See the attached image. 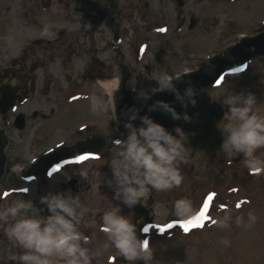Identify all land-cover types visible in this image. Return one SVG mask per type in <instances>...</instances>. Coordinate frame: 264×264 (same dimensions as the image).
<instances>
[{
    "label": "rangeland",
    "instance_id": "374dc122",
    "mask_svg": "<svg viewBox=\"0 0 264 264\" xmlns=\"http://www.w3.org/2000/svg\"><path fill=\"white\" fill-rule=\"evenodd\" d=\"M32 1L40 4L38 8L35 5V11L29 8L34 6ZM117 1L118 8L126 10V18L122 22L124 35L119 40L120 43L114 45L130 53L135 67L140 71L145 60L155 64L153 53L159 48L164 50L160 54L162 59L159 58L161 60L157 63L160 73L189 71L211 54L221 52L240 35L253 34L264 24V0H185L182 7H178L175 0H131V6L126 0ZM58 3L64 5L65 1L0 0V37H5L2 45L8 47L9 51L17 52L22 47L23 39L42 36L43 26L46 27L45 35H50V32L55 31V23L60 18L57 15L58 6L60 7ZM162 7L164 9L161 10ZM190 15L195 16L196 23L188 22ZM34 20L36 24H33ZM189 24H192L191 30L187 28ZM62 25L66 29L72 26L70 23ZM167 26L171 28V35L164 38L161 34L166 31L158 28ZM110 37L105 35L103 39H98L95 34L91 53L95 51L99 62L106 63L108 55L112 54H109ZM6 57V50L0 47V66L4 64L1 62ZM88 59V56L80 55L73 62L75 68H82ZM99 82L95 87H100L102 93L103 83ZM239 90L254 92L257 97L254 107L264 113L263 57L250 59L241 68L228 72L208 93L220 101L226 92ZM46 102L48 103V99L40 97L24 107L40 109L39 106ZM39 122V117L30 120L24 131L19 134L14 132L12 136L8 151L10 160L7 178L14 177V181L6 189L3 187L8 183L0 181V207L8 206L18 198H31L36 202V192L39 191L37 183L17 179V171L13 169L27 166L61 140L83 133L55 132L52 142L42 144L38 140L41 136ZM224 123L226 121L222 119L218 128L223 130ZM34 125H37L36 128ZM110 134L115 135V132ZM184 147L186 162L180 166L184 178L178 188L164 192L153 190V202L144 201L142 205L133 207L135 209L120 205L121 213L128 216L134 224L140 221L144 208H148L149 215L145 223L153 228L143 230L142 239L150 242L148 246L153 251L151 264H264V172L257 174L246 168L240 154L229 156L220 149L216 157L210 160L188 145ZM112 149L113 145L110 146V153ZM256 155L264 160V148L257 149ZM108 175V168L104 173L96 171L89 194L85 198L79 195L82 204L89 210L85 217L87 227L82 226V230L90 236V246L98 251L92 264H141L119 256L101 230L102 214L118 203L112 199L111 189L104 182ZM22 194L27 196L21 197ZM182 197L191 200L193 214L202 213L204 218L202 225L194 226L187 235L179 228H182L188 217L178 219L173 213L174 201ZM207 201L208 209L204 211L202 206ZM225 211L230 216L228 227H209L210 218L222 217ZM249 211L256 219L245 227ZM238 215L242 217L239 225L235 223ZM170 224L174 227H170ZM3 231L5 232L0 228V264H18L14 257L19 254V250L11 246ZM225 239L229 241L227 246L222 242ZM106 243L107 248L104 247Z\"/></svg>",
    "mask_w": 264,
    "mask_h": 264
},
{
    "label": "clouds",
    "instance_id": "9594fccd",
    "mask_svg": "<svg viewBox=\"0 0 264 264\" xmlns=\"http://www.w3.org/2000/svg\"><path fill=\"white\" fill-rule=\"evenodd\" d=\"M118 88L119 82L114 81L107 99L95 93L83 95L93 113L104 114L109 122L124 129L123 138L112 141L111 159L107 162L110 175L104 181L111 189L112 199L118 203L102 214L101 230L119 256L127 261L151 264L152 249L146 240L139 238L135 224L121 213L120 205L132 209L142 205L152 190L164 192L181 185L184 177L180 166L186 162L182 141L187 132L181 123L169 129L149 113L161 112L172 121L191 123L195 113L188 109H195L201 89L183 70L161 72L150 90L135 91L136 98L146 101L150 95L164 92L171 95L175 103L156 99L141 114L135 105L117 111L115 93ZM219 103L226 121L222 126L221 149L229 156L240 154L249 170L257 174L264 172V160L256 155L257 149L264 148V113L254 107L256 94L250 90L228 91ZM81 175L85 173L82 171ZM88 211L79 195L70 190L47 192L36 202L31 198H18L0 207V224L6 225L7 240L19 250L14 257L18 264H92L98 251L90 246L91 238L82 230V226L87 227ZM173 213L178 219L193 215L191 200L183 197L175 200ZM229 219L225 211L222 217L210 218L209 227L226 228ZM255 219L249 211L245 227ZM241 222L242 217L236 216L235 223ZM222 242L225 246L229 243L226 239Z\"/></svg>",
    "mask_w": 264,
    "mask_h": 264
},
{
    "label": "flooded vegetation",
    "instance_id": "af4514ba",
    "mask_svg": "<svg viewBox=\"0 0 264 264\" xmlns=\"http://www.w3.org/2000/svg\"><path fill=\"white\" fill-rule=\"evenodd\" d=\"M63 1H65L64 5L58 3L60 7L58 6L57 15L60 18L55 23V31L50 32V35H45L47 33L46 27L43 26V35L29 40L23 39L22 47L17 52L9 51L8 47L2 45L5 37H0V47L4 51L6 50L7 54L6 60L1 62L4 64L0 66V181L5 180L8 183L3 187L4 189L10 188L14 181V177L7 178L10 160L8 151L14 132L21 133L27 128L30 120L39 117L38 125L41 136L38 140L42 144L52 142L55 132H72L73 134L83 132L76 137L61 140L59 144L39 156L54 151L60 146H70L77 141L93 138L96 135L107 137L109 142L104 144L97 154H88L81 160H77V158L68 160L56 166L47 175L34 180L24 178L22 174L24 169L32 164L30 162L27 166L18 168L16 173L18 178H16L27 183L35 181L39 190L36 192L38 197L47 192L70 190L85 198L91 191V182L95 172L104 173V170L108 168L107 162L111 156L112 141L123 137L118 133L121 131L115 123L109 122L104 114H96L90 110L89 103L83 98V95L95 93L97 96L107 99L109 89L104 84L111 80L118 81L120 84L122 73L124 74L123 69L127 70L125 71V85L128 90H140L142 92L150 90L155 79L161 74L157 63L162 57H160L161 55L158 57L157 51H155L153 53L155 64H150L148 63L149 60H145L140 71L135 67V62L130 58V53L118 46L115 48L111 46L110 41L114 35V30L117 32V42L124 35L122 22L126 18V10L118 8L117 0L94 1L101 7L98 13L104 15L106 9L107 13L118 23V29H115L105 16L100 17L95 25L84 21L82 11L78 12L74 9L75 0ZM126 1L127 4L132 5L131 0ZM32 4L34 6L29 7L32 11H35L36 4V8L40 7L39 2L32 1ZM175 4L182 7L185 0H175ZM84 10L87 15L94 14L88 8ZM194 17L190 15L188 22L191 18L195 22ZM179 20L183 22L181 19ZM62 23H70L72 26L66 29ZM33 24H36V20ZM166 28H158V30L166 31L161 34L164 38L171 35V28L169 26ZM187 28L192 29L189 25ZM95 34L98 39H103L105 35L111 36L108 45L109 54L110 52L112 54L108 55L106 63L97 60L95 51L91 53L94 49L92 46L94 45ZM80 55L88 56L89 59L82 68L78 69L75 68L74 61ZM159 58L161 59L159 60ZM99 80L103 83L101 84L104 89L103 95L100 87H95L96 84H100ZM40 97H43V100L48 99V103L39 106L41 110L36 107L30 109L24 107ZM80 119L82 120L80 121ZM36 126L34 125V128ZM110 132H115V135L110 134ZM183 141L184 146H186L185 138ZM18 158L20 157H16V159ZM82 171L85 173L84 176L81 175ZM152 191L149 192L145 202H153L154 193L152 194ZM23 196L27 195L22 194L21 197ZM148 212V208L145 207L140 216L141 220L135 224L136 229L140 232L144 229L153 228V226L145 223L146 217L149 215ZM5 227L6 225L0 224V228L3 230ZM191 227V223L185 222V230H189ZM3 233L5 232L3 231Z\"/></svg>",
    "mask_w": 264,
    "mask_h": 264
},
{
    "label": "water",
    "instance_id": "95a60500",
    "mask_svg": "<svg viewBox=\"0 0 264 264\" xmlns=\"http://www.w3.org/2000/svg\"><path fill=\"white\" fill-rule=\"evenodd\" d=\"M85 8L93 11L94 14L87 15L84 10ZM100 8L94 0H75L74 3V9L78 12L82 11L84 21L96 24L100 17L105 16L118 29V23L107 13L106 9L104 15L98 13ZM116 33L114 32L112 44L117 39ZM160 53L161 51H159ZM257 56H264V27L255 34L240 36L220 53H215L199 62L194 71L186 72L188 73V78L201 89L195 109H188L190 113H195L191 123L183 124L182 122L172 121L166 114L161 112L149 114L154 120L162 123L169 129L175 123H181L184 131L187 132L186 141L191 148L201 152L209 159L213 158L220 149L222 141V132L217 129L216 125L223 118V110L220 103L208 95L207 89L215 84L224 73L241 67L247 60ZM179 87L182 88L183 84L179 85ZM115 98L117 111L129 105H135L141 114L145 112L147 105L156 99L175 103L172 96L164 92L150 95L146 101L138 100L135 92H129L124 83L120 84L118 91L115 93ZM177 110L179 111L178 105ZM118 129L122 135L124 129L122 127ZM107 142L108 138L95 136L84 141H77L71 146H60L53 152L41 155L23 174L28 178L44 175L61 162L86 155L87 153H97Z\"/></svg>",
    "mask_w": 264,
    "mask_h": 264
},
{
    "label": "bare ground",
    "instance_id": "6f19581e",
    "mask_svg": "<svg viewBox=\"0 0 264 264\" xmlns=\"http://www.w3.org/2000/svg\"><path fill=\"white\" fill-rule=\"evenodd\" d=\"M115 80H111V81H108L104 84V86L107 88V89H110L112 83L114 82Z\"/></svg>",
    "mask_w": 264,
    "mask_h": 264
},
{
    "label": "snow or ice",
    "instance_id": "6c2138e0",
    "mask_svg": "<svg viewBox=\"0 0 264 264\" xmlns=\"http://www.w3.org/2000/svg\"><path fill=\"white\" fill-rule=\"evenodd\" d=\"M217 83H219V81H217ZM81 159H84V157H77V160H81ZM201 215H203V214L201 213Z\"/></svg>",
    "mask_w": 264,
    "mask_h": 264
}]
</instances>
